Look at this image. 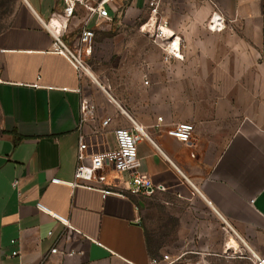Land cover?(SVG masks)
<instances>
[{"label":"crops","instance_id":"0c3cea01","mask_svg":"<svg viewBox=\"0 0 264 264\" xmlns=\"http://www.w3.org/2000/svg\"><path fill=\"white\" fill-rule=\"evenodd\" d=\"M167 2L168 28L180 41V58L169 62L144 47L141 32L108 29L78 75L51 51L62 0H20L0 29V264H148L162 254L150 196L103 198L67 184L79 136L90 154L113 150L116 128L139 137L138 170L163 187L159 194L199 200L264 260V0ZM120 3L105 4L113 23L121 22ZM214 11L224 27L211 32ZM88 16L76 6L66 45L77 44L84 26L95 28ZM101 55L114 63L99 67ZM83 100L94 114L80 122ZM178 123L193 125L190 141L167 134ZM106 172L104 187L121 189L126 174Z\"/></svg>","mask_w":264,"mask_h":264},{"label":"built area","instance_id":"2783aa9c","mask_svg":"<svg viewBox=\"0 0 264 264\" xmlns=\"http://www.w3.org/2000/svg\"><path fill=\"white\" fill-rule=\"evenodd\" d=\"M64 3L63 11L60 14H53L56 20V25H53L49 31L52 36L51 51L62 55L77 71L78 75L87 72V67L82 61V55L90 53V44L94 37V30L84 26L81 29L77 44L74 46L75 52H72L66 45L62 36L66 31L68 22L73 16L77 5H82L88 12L89 16L84 23L92 17H96L97 22L109 23L110 17L105 4L110 0H62ZM163 0H145L149 10V18L141 27V32H145L154 43H157L162 51V61L169 62L171 59L180 58V41L174 37L168 28V21L159 15L160 5ZM206 27L211 32L220 31L224 27V21L218 11H214L206 22ZM144 84L147 81L144 80ZM82 122L87 117H92L94 114V106L86 100H83L80 105ZM160 120V118H158ZM109 119L102 122L105 126ZM194 127L190 123H178L169 128L166 132L169 136L178 139L181 142H188L191 139ZM116 147L113 150L97 152L90 154L87 152L86 144L83 136L78 138V148L76 152V168L73 175V180L67 183L70 187H83L86 189L97 190L104 198L107 195H116L125 197L126 194L152 196L163 191L161 185L153 184L145 173L138 170L139 162L137 160L136 143L138 136H135L130 129L116 128L113 131ZM141 137V135H139ZM106 169L114 173H125L126 180L123 187L119 190L104 187L106 182ZM52 183H61L58 179H52ZM14 181L13 185L16 186ZM39 211L49 214L54 219L62 222L69 227L65 219L50 212L40 204H37ZM57 248H52L50 253H57ZM16 253L14 252L13 255ZM73 251L67 252V255H73ZM259 264H264L263 259L256 258ZM173 260L170 255L162 253L150 258L148 264H172Z\"/></svg>","mask_w":264,"mask_h":264},{"label":"rangeland","instance_id":"374dc122","mask_svg":"<svg viewBox=\"0 0 264 264\" xmlns=\"http://www.w3.org/2000/svg\"><path fill=\"white\" fill-rule=\"evenodd\" d=\"M119 1L121 2V22L119 24L113 23V19L109 23L97 22L93 29L94 37L90 48L96 41V37L101 36L104 30H136L141 32V27L149 18V10L145 0ZM19 2L20 0H5L6 10L0 13V29L8 24L11 14ZM169 12V3L167 0H163L159 15L166 19ZM141 33L144 39V47L153 45L159 48L157 43H154L145 32ZM68 48L75 52L76 48L70 45ZM104 51L101 49V53ZM105 52V57L108 58L109 48ZM88 55L90 53L82 55V61L86 67ZM101 59L99 67L109 66L114 63L115 56H111V63H105L102 55ZM100 70L97 71L103 73V70ZM105 73L108 74L109 72L106 71ZM98 79L100 82L103 81L101 76ZM107 88L110 89V87ZM150 197L149 205L151 213H153L150 224L155 227L159 237V253L170 255L175 260L172 264H259L256 257H260V253L254 251L250 245L246 246L236 235L232 234L229 228L199 200L180 201L173 196H170L169 199L165 194L159 193ZM169 200L170 207L167 205ZM229 238L235 241V246H228L227 248V242H230ZM253 251L256 253L253 254Z\"/></svg>","mask_w":264,"mask_h":264},{"label":"trees","instance_id":"16d2710c","mask_svg":"<svg viewBox=\"0 0 264 264\" xmlns=\"http://www.w3.org/2000/svg\"><path fill=\"white\" fill-rule=\"evenodd\" d=\"M6 10L5 0H0V13Z\"/></svg>","mask_w":264,"mask_h":264},{"label":"bare ground","instance_id":"6f19581e","mask_svg":"<svg viewBox=\"0 0 264 264\" xmlns=\"http://www.w3.org/2000/svg\"><path fill=\"white\" fill-rule=\"evenodd\" d=\"M227 246H235V243H234V241L233 240H230V242L228 243V245Z\"/></svg>","mask_w":264,"mask_h":264}]
</instances>
